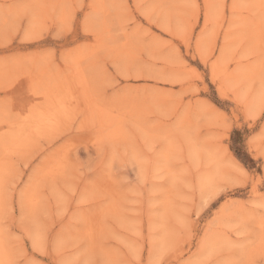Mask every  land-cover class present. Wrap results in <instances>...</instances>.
Segmentation results:
<instances>
[{
    "label": "rangeland",
    "instance_id": "374dc122",
    "mask_svg": "<svg viewBox=\"0 0 264 264\" xmlns=\"http://www.w3.org/2000/svg\"><path fill=\"white\" fill-rule=\"evenodd\" d=\"M0 264H264V0H0Z\"/></svg>",
    "mask_w": 264,
    "mask_h": 264
},
{
    "label": "trees",
    "instance_id": "16d2710c",
    "mask_svg": "<svg viewBox=\"0 0 264 264\" xmlns=\"http://www.w3.org/2000/svg\"><path fill=\"white\" fill-rule=\"evenodd\" d=\"M248 158V161L252 162L253 160L250 158V157H247Z\"/></svg>",
    "mask_w": 264,
    "mask_h": 264
}]
</instances>
